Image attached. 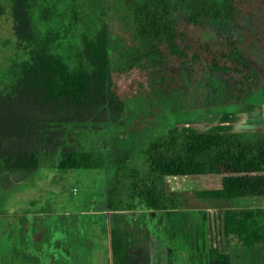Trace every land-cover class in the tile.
I'll return each instance as SVG.
<instances>
[{
  "label": "trees",
  "instance_id": "obj_1",
  "mask_svg": "<svg viewBox=\"0 0 264 264\" xmlns=\"http://www.w3.org/2000/svg\"><path fill=\"white\" fill-rule=\"evenodd\" d=\"M6 2L14 49L26 57L0 78V190L46 164L107 171V194L125 181L140 209L181 208L180 193L164 186L176 176H220L217 187L196 190L197 198L264 197V131L179 134L168 131L171 124L120 132L136 111L124 108L128 98L131 105L160 100L175 113L160 86L173 81L201 83L211 98L199 110L205 116L250 100L253 78L264 74V0ZM183 85L174 91L184 93ZM86 128L89 147L79 137ZM262 216L257 208H224L222 234L245 248L264 243ZM109 245L111 264H134L127 233L111 229ZM203 257L205 264H230L215 247Z\"/></svg>",
  "mask_w": 264,
  "mask_h": 264
},
{
  "label": "rangeland",
  "instance_id": "obj_2",
  "mask_svg": "<svg viewBox=\"0 0 264 264\" xmlns=\"http://www.w3.org/2000/svg\"><path fill=\"white\" fill-rule=\"evenodd\" d=\"M0 8L1 78L2 71L10 63L26 56L14 49L6 0H0ZM182 75L175 72L174 77H183L184 80ZM147 76L151 81V76ZM182 84L185 86L184 93L175 92V89L182 90ZM160 86L163 90L167 88L165 95L170 97L168 104L175 108V113L163 104L159 105L160 100L159 104L153 101L152 106L140 103L131 105L133 99L128 98L124 108H134L136 111L135 115L127 114L126 124L130 130L125 125L120 132L124 129L122 133L128 135L136 132L144 134L147 129L157 126L161 131H166L176 119L181 121L182 118L197 117L199 110L208 106L211 100L201 83L173 81V84ZM161 87L157 88L159 92ZM109 128H112L111 124ZM221 128L231 129L227 119ZM80 132L83 134L79 135L81 144L89 147L93 138L89 135L91 133L87 132V128ZM100 132L98 130L97 134ZM99 179L103 186V175L99 169L79 167L62 171L41 164L27 181L10 191L0 190V264H111L106 257L110 251L108 233L111 226L107 225L111 223L113 227L119 226L132 235L130 257L136 255L137 250L141 254L140 258L132 260L135 264H205L203 255L209 247L227 253L233 264H255L256 256L252 248L241 246L233 236L225 238L221 231L222 209L245 206L236 205L231 199L210 204L195 196L197 189L218 185L220 176L164 179L167 187L180 191L184 210L179 213L146 210L140 215V206L136 205L129 213H124L131 226L120 223L121 214L109 218L94 212L98 207H105V203L96 196L87 200L99 184ZM72 188L75 190L71 191Z\"/></svg>",
  "mask_w": 264,
  "mask_h": 264
},
{
  "label": "flooded vegetation",
  "instance_id": "obj_3",
  "mask_svg": "<svg viewBox=\"0 0 264 264\" xmlns=\"http://www.w3.org/2000/svg\"><path fill=\"white\" fill-rule=\"evenodd\" d=\"M255 82L253 83V81ZM251 89H255L256 91L253 92L251 95L250 100L241 101L238 103H235L233 105H221L219 106V112L216 114L211 113L210 115L205 116L198 114L197 117L191 116L186 119H181V121H178L176 119L173 123L170 129H168L169 132H178L179 134H183L186 132H212V131H241L246 133H254V132H260L264 131V74L260 72L256 78H253L252 80V86ZM227 107V108H226ZM228 121L229 125H231V129H224L221 128L223 126L224 121ZM231 123V124H230ZM220 126V129H217V127ZM182 127V128H180ZM103 175V187H102V194H103V202L106 203L109 208L112 209V214H104L105 217L113 218L115 214H121V217L119 219L120 223H124L125 225L131 226V223H129L128 219H126V215L124 214L129 213L132 209L135 208L136 203L138 200L136 199V196H131L128 194V191L126 189V184L124 181V184L119 186V188L116 190L114 189L110 195L106 192V186H105V180L107 178V171H102ZM198 176V175H193ZM185 177V176H180ZM114 183V181H113ZM164 186L166 188L172 189L170 187H167V183L164 182ZM168 189V190H169ZM174 190V189H172ZM200 190V189H197ZM177 191V190H174ZM180 193V191H178ZM181 195V193H180ZM182 198V197H181ZM201 199V198H198ZM109 203H113L114 206H110ZM183 207V206H182ZM178 209H165L162 211H176L177 213L182 212L183 208ZM140 209V208H139ZM146 210L151 209H140V215L143 214ZM145 216V215H144ZM111 225V226H110ZM110 230L108 233V243H109V235L111 232V229H115L113 227L112 223L107 225ZM144 227V226H143ZM104 228H106V225H104ZM117 229H119L122 232L127 233V240L131 241L132 235L128 234L129 232L126 229H120L119 226H117ZM124 234V233H123ZM151 245V243H150ZM131 247V244H130ZM131 254V252H130ZM133 257L130 258V260H135L136 257L140 258V253L138 250L135 253ZM107 259L109 258L111 260L110 254L106 256ZM135 264V263H134Z\"/></svg>",
  "mask_w": 264,
  "mask_h": 264
},
{
  "label": "crops",
  "instance_id": "obj_4",
  "mask_svg": "<svg viewBox=\"0 0 264 264\" xmlns=\"http://www.w3.org/2000/svg\"><path fill=\"white\" fill-rule=\"evenodd\" d=\"M101 183H102L101 179H99V184L97 185V187H95L91 191L92 195L89 198H87V200H91L94 196H96V197H98L97 199H100L101 201H103V199H104L103 194H102V187L103 186H102ZM217 186L218 185H216L215 187H217ZM201 199L204 200V201H208L210 204H212L213 201H222L221 199H210V198H201ZM231 200H234L236 202V205L245 206L244 208L261 209L262 212H263V216H262L260 221L264 224V197H243V198H236V199H231ZM236 207L241 209L238 206H236ZM234 208L235 207H232V209H234ZM94 212H96L97 214H100V215H102V214H107L108 215V214H112V209L109 208V206L105 203V207L104 208L100 209L98 207V210H94ZM91 214H92V212H91ZM247 248H252L251 249L252 253L255 252V255H254V256H256L255 264H264V243L253 244V245H250ZM229 259H230V256H229ZM230 264H233L231 259H230ZM235 264H237V263H235Z\"/></svg>",
  "mask_w": 264,
  "mask_h": 264
},
{
  "label": "built area",
  "instance_id": "obj_5",
  "mask_svg": "<svg viewBox=\"0 0 264 264\" xmlns=\"http://www.w3.org/2000/svg\"><path fill=\"white\" fill-rule=\"evenodd\" d=\"M75 189L74 188H72V190L71 191H74Z\"/></svg>",
  "mask_w": 264,
  "mask_h": 264
}]
</instances>
